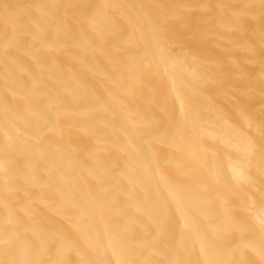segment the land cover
Listing matches in <instances>:
<instances>
[{"label":"bare ground","instance_id":"bare-ground-1","mask_svg":"<svg viewBox=\"0 0 264 264\" xmlns=\"http://www.w3.org/2000/svg\"><path fill=\"white\" fill-rule=\"evenodd\" d=\"M0 264H264V0H0Z\"/></svg>","mask_w":264,"mask_h":264}]
</instances>
